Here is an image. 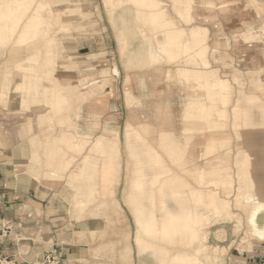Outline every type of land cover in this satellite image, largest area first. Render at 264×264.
<instances>
[{
	"label": "bare ground",
	"instance_id": "bare-ground-1",
	"mask_svg": "<svg viewBox=\"0 0 264 264\" xmlns=\"http://www.w3.org/2000/svg\"><path fill=\"white\" fill-rule=\"evenodd\" d=\"M35 1L0 0V29L3 28V38L0 41L7 40L10 34L13 35L17 31L23 15L29 11ZM172 1L174 10L181 19L185 17L195 18L194 11H199V6L204 5L200 1L196 3V0ZM105 2L111 17L118 9L132 5L133 9L136 10L137 17L145 21L151 32L163 33V39L158 42L161 50H165L171 58L173 56H176L175 58L184 57L186 63L197 65L206 56L209 38V30L206 27L200 25L191 26L189 29L174 27V23L167 18L166 13L154 0H105ZM234 5L237 6V1ZM68 7V5H61L51 0H44L38 5L36 16L22 28L20 44L29 46L43 39L42 44L36 47L34 55L29 61L16 67L18 71L15 74L20 77L21 81L17 83V80H14L13 82L11 80L12 72L5 69L2 78H0V88H2V84L12 82L17 85L18 91H33L37 97L33 100L34 106L45 108V106L41 107L42 101L39 97L42 81L53 83V86L63 91L65 95H69V101L73 96H82L89 86H93L97 82L96 77L100 74L97 71L79 75V64L74 63L72 56L66 54L62 43V39L66 35L47 37L50 33L48 29L53 26L70 27L69 23H62L63 17L66 19L73 17L74 12L67 11ZM211 8L213 7L211 6ZM256 8L264 11V3H259V0H248L243 11L244 16L250 18L256 12ZM201 17L204 18V16ZM7 22H11V26H7ZM123 24L125 25L124 21ZM214 34L217 36L219 31H214ZM261 36L264 41V21L259 24L251 20L248 21L247 30L243 32L242 40L245 43H251L247 40H259ZM120 41L126 44V36L122 35ZM227 42L228 40L223 42V39H219L217 44L224 46ZM217 48L215 51L219 50ZM248 48L246 46L245 50ZM147 57L153 62L157 61L153 51L147 50ZM64 60H67V63H64ZM176 73L174 77L173 75L167 77L169 94L173 95L177 90L183 95L184 108L181 118L187 129V133L184 135L185 139L190 142L192 148L197 149L205 158L202 160L205 163L198 170L193 167L194 165H189V175H195L194 178L199 187L189 189L188 195L182 192V189L188 185L172 173L161 152L157 151L146 139V135L154 134L157 128L150 124H144L143 127L140 126V129L135 128L131 121L126 124L124 129L126 148L132 164L131 169L130 163L126 167L128 188H126L127 191L123 199L125 204L133 210L135 226L138 227L134 244L138 249L140 259L144 260L150 257L155 264H199L187 252H170L168 249L151 245L149 240H162L169 243L182 240L187 246H193L201 235L198 228L200 224L198 217L200 218L206 212L203 208L200 210L197 208L204 206L211 209L209 214L216 213L211 215L215 219L222 218L227 222L236 221L240 226L242 218L234 213L233 207L235 206L240 211L243 209V213L245 211L251 226L254 224L255 208L259 207L258 201L264 197L262 181L256 172L261 168L264 174V147L258 149L255 146V141L251 140V136L259 128L264 130V103L240 91L229 114L219 104L230 103L232 87L227 80L219 76L218 71L213 69L205 73L202 70L178 68ZM74 79L77 81L75 85L71 83ZM198 90L204 92V96L195 95V91ZM124 94L129 108L139 103L129 89L128 82ZM20 100L26 104L24 99L20 98ZM148 108L145 106L144 110L147 111ZM153 110L155 111L153 119L159 121V108L156 107ZM131 114L135 115L131 120L137 119L136 116L141 117V113L137 115L133 110ZM91 118L92 123L87 131H81L78 125L75 126L74 123H71L70 118L61 121L60 131L54 129L56 125L54 126L53 119L50 120L51 123L48 127L49 153L55 151V155L61 151V147L57 144L63 140L67 144L68 150L80 154L84 145V139L81 136L97 138L95 146L96 152L100 156V173L98 175L89 174V170L94 169L96 171L97 167L94 164L90 165L87 155L85 159H82L77 169L73 170L70 180L67 182V188L74 191V197L71 199L73 205L71 206L75 212L77 211L78 217H81L89 200L81 193L82 189H85V194L89 192L90 196L98 188L109 189L110 194L115 195L120 184L122 171L119 130L110 129L108 125L105 130L101 128L102 114L98 108L92 111ZM229 118L232 119L237 139L243 143V147L238 149L239 146H237V151L233 157L230 156L232 139H223L220 136L225 127L224 120L228 121ZM172 120L171 115L164 120L163 126L158 132L160 133L158 143L159 147H163L166 151V156L171 163L176 164L181 157L184 146L173 135V129L170 127ZM189 125H205V128L209 130L206 132L214 135L203 144H199L196 140L197 134H202L203 131L200 132L199 129ZM98 130H100L99 136H96ZM102 130L103 134L101 133ZM29 131V127L23 126L20 131L21 138L27 136ZM257 154L262 159L260 164H258ZM67 159V163L72 164L74 157L68 154ZM233 165L239 169L237 178L240 181V186L235 185L236 178L234 181L231 180L230 174H234ZM64 166L67 169L69 165L65 164ZM214 170L218 173H213ZM211 186L212 189H210ZM232 197L234 201H231ZM188 198L192 202L191 206ZM172 201L173 204L175 201V207L171 206ZM113 204L118 211L120 206L118 200L114 199ZM195 210L198 211V216ZM199 211L204 212L201 214ZM208 220L209 215L206 216L203 227L210 225ZM252 230L255 231V229ZM202 231L205 234L204 239L208 238V231L206 229ZM208 248L209 246L201 247L199 245L197 251L204 253L206 259H208L207 257L212 259L210 252L207 251Z\"/></svg>",
	"mask_w": 264,
	"mask_h": 264
},
{
	"label": "rangeland",
	"instance_id": "rangeland-1",
	"mask_svg": "<svg viewBox=\"0 0 264 264\" xmlns=\"http://www.w3.org/2000/svg\"><path fill=\"white\" fill-rule=\"evenodd\" d=\"M154 1L159 4L161 10L166 13L167 18L172 21L174 27L178 29H189L191 26L196 25L204 26L202 23H206L207 27H210H206L209 30V38L207 40L208 51L204 59L199 61V65L186 63L184 57L175 58L176 56H173L171 58L165 50H161L159 42L163 39V33L151 32L145 21L137 17L136 10L135 8L133 9L132 5H126L118 9L111 17L105 0H95L94 15L89 4L88 7L83 9L81 7V10L86 13L83 19L78 17L66 19L63 17L62 23H69L70 27H63L62 25L58 27L53 26L51 29H48L50 33L47 37L53 38L61 35L72 37L68 34L73 32L75 34L77 33L76 35L86 37L89 34L91 36L89 40L91 41H93L92 38H94L96 41L99 39L101 42H107L109 50H107L106 53H104L105 51H100L106 54H103L102 58L98 60L101 62L100 64L83 66L80 65L79 62L82 63L85 59L80 58L78 60H73L74 63L79 64V75L91 71L100 73L96 77L97 82L93 84V86H89L86 93L82 96H73L71 101H69V95H65L63 91L53 86V83L50 84V82L47 83L42 81L41 91H50L51 96L50 98L42 100L43 105L46 106L47 109L38 108L33 110V113L29 115L31 120L23 115H18L19 117L17 118H19L21 122L24 121L25 125L23 126L29 127L30 130H34V133L38 135L39 138L45 137L46 140L50 139L48 127L51 123V119H53L54 126L56 125V127H54L56 131L61 130L60 123L66 118H70L71 123H74L75 126L78 125L81 131H87L90 129L92 123V111L97 108L102 114L101 126L103 121H113L118 118H121L123 124L132 121V126L139 129L140 126L143 127L144 124H150L156 127L157 130L154 134L146 135L148 143L155 147L157 151L159 150L161 152L166 161V165L169 164L168 166L172 170V173L188 185L186 188L182 189V192L188 195L189 189L199 187L198 182L194 178L195 175H189V165H194L193 167L198 170L205 163L202 161L205 158H203L197 149L192 148L190 142L185 139L184 135L187 133V129L181 118L184 108V97L177 92V90L173 95L169 94V80L167 77L169 75H173L174 77L177 74L178 68H189L197 71L202 70L205 73L214 69L218 71L219 76L227 80L232 87L230 103L219 104V106L222 109H226L229 114L240 91L264 103L263 37L261 36L259 40H247V42L251 43H245L242 40L243 32L247 30V22L251 20L257 24L261 23V21H264V11L256 8L257 13H253L250 18H248L244 16L243 12L248 0H196V3L200 1V3L204 5L202 7L199 6V11H194L195 18L185 17L181 19L174 10V3L172 0ZM236 1L237 6L234 5ZM259 3H264V0H259ZM71 4L74 3L72 2ZM211 6L213 8H211ZM201 16H204V18ZM23 22L24 19H22L21 23ZM6 25L11 26V22H7ZM81 25L85 27L84 30H82ZM216 30L219 31L217 36L214 34ZM2 31L3 28L0 29V39L3 38ZM122 35L126 36V44L120 41ZM219 39H223V42L228 40V42L224 46H218L217 43ZM41 40L43 41V39ZM40 44L38 43L37 46ZM15 46V44L9 45L7 40L0 41V50H3V54L0 56V78L3 76L2 73L5 72V66L10 65L12 70L8 71L12 72L11 80L13 82L17 80L18 83L21 81L19 79L20 77L16 75L18 70L16 71L14 65L15 61L10 58L9 54L12 49H15ZM246 46L249 47L247 50H245ZM216 47H218L217 49L219 50L215 51ZM147 50L153 51L156 54V62L151 61L147 57ZM64 63H67V60H64ZM127 82L132 94L139 101V103L137 102L138 104L132 105L133 109L131 107L129 108L126 103L124 91ZM71 83L75 85L77 83L76 79L72 80ZM2 85V88H0L1 93L12 90L18 91L17 85L12 82ZM198 94H200L199 96L201 97L204 96V92L200 90L195 91V95ZM3 106L4 105H0L1 108H3ZM145 106L149 107L147 111L144 110ZM156 107H158L160 111L159 121L153 119V115H155L153 108L155 109ZM125 108H127V110ZM115 109L117 112L110 113V110ZM23 110L30 111L31 107L27 105ZM132 110L137 115L141 113V117L136 116L137 119L131 120L132 117H135L134 114H131ZM45 111L46 113L43 114ZM170 115L173 118V122L170 125L173 129V135L180 140L184 146L182 150L183 155L181 154L176 164L171 163L170 159L166 156V151L163 147H159L158 143V135L160 134L158 133L159 129L163 126L164 120ZM231 120V118H229L228 121L224 120L225 127L220 133V136L223 139H232V143L230 144L232 153L230 156L233 157L234 153L237 151V146H239V149L243 147V143L237 139ZM28 121H31L32 125L26 123ZM38 127L40 129L44 128V130L41 132ZM190 127L197 130L199 129L198 131L200 132L203 131L202 134H197V139L195 138L199 144H203L208 138L214 135L210 132H206L209 130L205 128V125H191ZM99 132L100 130H98L96 136H99ZM124 132L123 127L121 134L119 131L122 164L119 188L117 187L115 195H111L109 189L98 188L93 191L92 196L89 195V192L85 194V189H82L81 193L88 197L89 200L85 210L82 211L81 217H77L78 219H85L86 217L101 218L105 222L106 226L103 232L98 235L97 233L92 234V239L99 238V240L102 241L98 249V254L108 257L104 260L105 264H155L154 260L150 257L144 260L139 258L138 249L134 244L138 227L135 226L133 210L125 204L123 199L127 191L126 188H128L126 167L127 164L130 163L131 169L132 164L128 156ZM101 133L103 134V130ZM81 138L84 139V145L80 154L68 150L64 140L57 144L61 147L59 154L55 155V151L49 153V141H47L48 153L46 155V161L51 162L53 165L56 164V170L61 174V180L58 181L60 185L67 186L71 173L73 170L77 169L82 159H85L87 155L89 156L90 165L94 164L97 167L96 171L94 169L89 170V174L98 175L101 171L100 156L97 154L95 146L97 138H85L84 136H81ZM253 139L258 149L264 147V130L259 128L256 134L251 136V140ZM68 154L74 157L72 164L67 163ZM49 155L50 158L48 157ZM257 160L258 164L262 161L261 156L258 154ZM65 164L69 165L67 169H65ZM229 165L231 167V164ZM233 169L232 171H234V174H230L231 180L234 181L236 178L235 185L240 186V181L237 178L239 169L234 165ZM45 171L46 168L41 167L40 172L44 174ZM256 172L258 177L261 178L264 193L263 171L259 168ZM213 173L218 172L214 170ZM217 177L219 176L217 175ZM36 178L39 179L38 177ZM210 189H212V186ZM221 195L224 196L222 193ZM114 199L118 200L120 204L118 211L113 204ZM233 199L232 197L231 201H234ZM188 201L191 206L192 202L189 198ZM258 203H260L258 207L260 211H258L257 216H260L264 214V197L260 199ZM170 204L172 207L176 206L175 201L174 204L173 201ZM202 208L203 210L205 209L206 212L199 211L201 214L204 212L203 216L201 215L200 218L198 217L200 221L198 228L201 235L193 246H187L182 240H177L175 243L162 240H149V243L158 248L168 249L170 252H187L199 264H232L233 256H247L248 254L252 255L255 251H264V235L257 237L251 231L252 226L249 223L245 211L243 213V209L240 211L235 206L233 207V211L235 210L234 213L242 218V224L239 226L236 221L228 220L229 222H227V220H222V218L215 219L211 215L216 213L212 212L209 214L211 209L206 208V206L197 209L200 210ZM255 209H257V207ZM75 213L78 214L77 211ZM195 213L197 214L198 211L195 210ZM84 215L85 217L83 218ZM207 215H209L208 223H210V225L203 227ZM203 229H206L209 234L206 239H204L205 234L204 231H202ZM105 240L106 242H104ZM144 240L147 241V239ZM199 245H201V247H204V245L207 247L209 246L207 251L210 252L212 259L210 257L206 259L203 255L204 253L197 251Z\"/></svg>",
	"mask_w": 264,
	"mask_h": 264
},
{
	"label": "crops",
	"instance_id": "crops-1",
	"mask_svg": "<svg viewBox=\"0 0 264 264\" xmlns=\"http://www.w3.org/2000/svg\"><path fill=\"white\" fill-rule=\"evenodd\" d=\"M43 1L36 0L23 15L24 22L20 23L13 35L8 36V44L16 45L15 49L9 52L10 58L15 61V68L29 61L37 44L42 43L40 39L27 46L20 44V39L22 28L36 16L38 5ZM51 1L68 5L67 11L74 12L73 17L80 19L86 14L81 7L83 9L89 4L94 15L95 0ZM72 2L74 4H71ZM202 24L207 27L206 23ZM81 27L82 30L85 29L83 25ZM76 34L70 32L68 35L72 37L62 39L66 54L72 56V60L85 59V63L79 62L83 66L100 64L98 60L109 50L107 42H101L98 38V41L94 38L91 41L89 34L87 37ZM2 54L3 50H0V56ZM5 69L12 70L10 65L5 66ZM39 97L41 101L50 98V91H41ZM20 98L24 99L26 104H23ZM36 98L33 91H0V105H4L3 108L0 107V217L13 223L12 233L0 247V260L6 259V263L13 264L30 263L40 260L48 251L57 249L63 258V264H105L104 260L108 257L98 254L102 241L99 238L92 239L93 233L98 235L105 230V222L94 217L78 219L71 206L74 191L58 183L61 174L56 170V164L46 161V138H39L32 129L27 136L21 138L20 131L25 123L17 117L23 115L31 120L29 115L38 109L33 104ZM27 105L31 107L30 111L23 110ZM45 108L47 109L46 106ZM111 112L117 111L115 109L110 110ZM45 113L46 111L43 114ZM26 123L32 125L31 121ZM107 125L110 129H118L121 134L126 122L123 124L121 118L103 121L102 129ZM40 130L42 132L44 128ZM256 132L254 131L253 135ZM48 157L50 158V155ZM41 167L46 168L44 174L40 172ZM259 209L255 211L251 228L252 232V229H255L256 232L253 233L257 237L264 235V214L257 216ZM263 255L264 251H255L252 255L233 256L232 264H260Z\"/></svg>",
	"mask_w": 264,
	"mask_h": 264
},
{
	"label": "built area",
	"instance_id": "built-area-1",
	"mask_svg": "<svg viewBox=\"0 0 264 264\" xmlns=\"http://www.w3.org/2000/svg\"><path fill=\"white\" fill-rule=\"evenodd\" d=\"M13 223L9 220L2 219L0 217V247L5 243V240L8 238V235L12 233ZM0 264L6 263V259L0 260ZM13 264V263H9ZM24 264H63V258L61 253L57 249H53L45 253V255L40 259L34 262H24ZM260 264H264V255L261 259Z\"/></svg>",
	"mask_w": 264,
	"mask_h": 264
}]
</instances>
